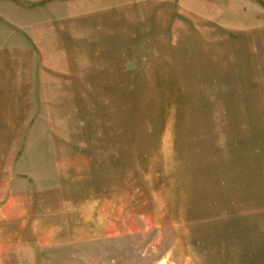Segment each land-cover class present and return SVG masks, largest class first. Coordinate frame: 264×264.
<instances>
[{
	"label": "rangeland",
	"instance_id": "rangeland-1",
	"mask_svg": "<svg viewBox=\"0 0 264 264\" xmlns=\"http://www.w3.org/2000/svg\"><path fill=\"white\" fill-rule=\"evenodd\" d=\"M0 264H264V0H0Z\"/></svg>",
	"mask_w": 264,
	"mask_h": 264
}]
</instances>
